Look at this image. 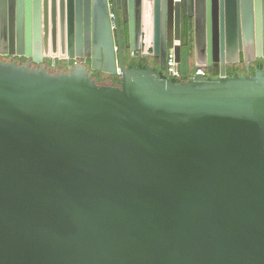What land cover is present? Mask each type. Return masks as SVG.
I'll return each instance as SVG.
<instances>
[{"label": "water", "instance_id": "1", "mask_svg": "<svg viewBox=\"0 0 264 264\" xmlns=\"http://www.w3.org/2000/svg\"><path fill=\"white\" fill-rule=\"evenodd\" d=\"M251 1L0 0V56L29 60L0 62V264H264V72L225 71L248 47L264 58ZM185 10L190 81L125 69L148 29L149 55L180 65ZM83 42L118 88L30 67Z\"/></svg>", "mask_w": 264, "mask_h": 264}, {"label": "flooded vegetation", "instance_id": "2", "mask_svg": "<svg viewBox=\"0 0 264 264\" xmlns=\"http://www.w3.org/2000/svg\"><path fill=\"white\" fill-rule=\"evenodd\" d=\"M236 3H237L236 4L237 6L242 5V2H236ZM250 4L253 8V11H255V10L258 11V13H255V12L253 13V15H252L253 19L263 20L264 19V0H252L250 2ZM187 15H188L187 10H185V12L181 15V42H180L181 63L183 62L182 60L184 59L183 53L186 51V46H185V44L182 43V26L183 25L191 26V20L187 17ZM151 16H152L151 8H148V12H147L146 17L149 19ZM240 17H243L242 14H240ZM122 30H123V35H122L123 39L125 41H127L128 31L124 27L122 28ZM151 36H152V30L148 29L147 40H148L149 44L146 45L145 47H141L140 45H135L133 50H130L128 45L127 46L124 45L123 52H122L123 53V65H124V67L127 64L128 58H142V57H151L153 59V61L159 67V60L161 61L162 59H164L167 56L169 48L167 46L161 44L159 49H158V53H159L160 57H158L157 60H154V58L149 55L152 51L151 50L152 46L150 45ZM65 50H66V55H67V56H65L66 58L61 59L60 57L57 56L59 59H57L56 61L65 60V61L72 62V66L68 67V71L71 68H73L75 65H80L81 67L85 68L88 71L89 75H92L93 80H94L95 76L103 75V74L108 75V74H105L102 72L91 70L92 63L95 62L94 66H97L98 64H100L102 59H100V57H98V55L93 54L94 53L93 49H90L89 47H87L84 42H83L82 47L80 49H78L77 51H76V49H74V51H73L74 53L72 56H71L70 52L66 49V47H65ZM253 52H254L253 48L251 49L250 47L244 49L243 51H240L236 57V61H237L236 63L226 64V70H225L226 75L228 76L229 73H231L233 76H236L239 72H243V76H254L259 71L264 72V58L263 57L257 58L254 63H251V64L246 63V60L251 59L252 56L255 55ZM63 53H61V54H63ZM76 54L77 55L79 54L81 57H76ZM192 55H193V47H192ZM106 56H107L106 59H107L108 63L111 61L112 58H113V60H116V62H118L119 49H118L116 44L114 45V49L111 52H110V50L107 51ZM0 58H3L6 63L10 62V63H14L18 66L19 65L20 66H26L29 62L28 59H25L22 57L21 58H18V57L10 58L7 56H0ZM219 58H220V55H219ZM47 60H50V59H47ZM47 60H44L40 65H37V64L30 62V67L33 69H36V68L40 69V68L45 67L47 70V64H46ZM103 62H104V60H103ZM151 68H153V67H151ZM51 69H52L53 73H63L62 70H57L56 64L53 65V62L51 65ZM193 71H194V75H195L194 59H193ZM202 73L207 78H212V79L217 78L220 74V63L219 62L218 63L212 62V64L210 66L207 65L204 68H202ZM94 82H95V80H94Z\"/></svg>", "mask_w": 264, "mask_h": 264}, {"label": "trees", "instance_id": "3", "mask_svg": "<svg viewBox=\"0 0 264 264\" xmlns=\"http://www.w3.org/2000/svg\"><path fill=\"white\" fill-rule=\"evenodd\" d=\"M182 43L186 46V51L183 53L184 59L183 62L179 65L180 78H170L168 77L165 71H160L158 65L153 61L151 57H142V58H128L126 69H146L153 67L157 71L162 79L171 81L174 84H180L182 82H188L194 77L193 71V55H192V34L191 26H182ZM0 62H5L3 58H0ZM47 72L53 74L51 65L52 61L47 60ZM57 70H62L63 72H68V67L72 66L70 61H56ZM20 66V65H19ZM233 77L231 73L228 75ZM236 76H243V72H239ZM95 83L97 86H109L118 88L120 86L119 78L112 75H98L94 77Z\"/></svg>", "mask_w": 264, "mask_h": 264}, {"label": "built area", "instance_id": "4", "mask_svg": "<svg viewBox=\"0 0 264 264\" xmlns=\"http://www.w3.org/2000/svg\"><path fill=\"white\" fill-rule=\"evenodd\" d=\"M168 77L180 78L179 64L176 62L174 49H169L166 56V70Z\"/></svg>", "mask_w": 264, "mask_h": 264}, {"label": "rangeland", "instance_id": "5", "mask_svg": "<svg viewBox=\"0 0 264 264\" xmlns=\"http://www.w3.org/2000/svg\"><path fill=\"white\" fill-rule=\"evenodd\" d=\"M60 52H64V53L61 54ZM53 53H55V54H53ZM46 54H47L46 57L48 59L52 58L54 56H58L62 59V58H66L65 56H67L65 47L63 48L62 46L57 47L55 50L53 48L51 49V47L49 46L46 50Z\"/></svg>", "mask_w": 264, "mask_h": 264}, {"label": "bare ground", "instance_id": "6", "mask_svg": "<svg viewBox=\"0 0 264 264\" xmlns=\"http://www.w3.org/2000/svg\"><path fill=\"white\" fill-rule=\"evenodd\" d=\"M60 53H63V52H60ZM53 54H55V53H53ZM47 55V54H46Z\"/></svg>", "mask_w": 264, "mask_h": 264}, {"label": "crops", "instance_id": "7", "mask_svg": "<svg viewBox=\"0 0 264 264\" xmlns=\"http://www.w3.org/2000/svg\"><path fill=\"white\" fill-rule=\"evenodd\" d=\"M140 46H141V47H143V45H142V44H141Z\"/></svg>", "mask_w": 264, "mask_h": 264}]
</instances>
